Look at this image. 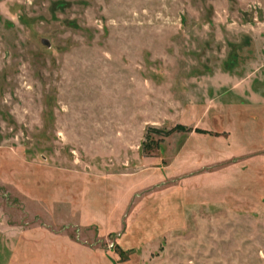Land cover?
I'll use <instances>...</instances> for the list:
<instances>
[{
    "label": "rangeland",
    "instance_id": "obj_1",
    "mask_svg": "<svg viewBox=\"0 0 264 264\" xmlns=\"http://www.w3.org/2000/svg\"><path fill=\"white\" fill-rule=\"evenodd\" d=\"M0 264H264V0H0Z\"/></svg>",
    "mask_w": 264,
    "mask_h": 264
}]
</instances>
